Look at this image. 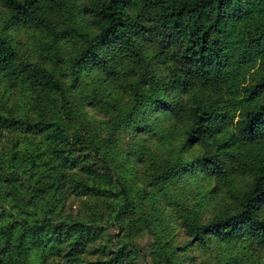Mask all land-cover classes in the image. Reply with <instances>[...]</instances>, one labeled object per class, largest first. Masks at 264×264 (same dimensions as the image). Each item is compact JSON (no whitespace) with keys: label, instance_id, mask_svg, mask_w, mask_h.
<instances>
[{"label":"trees","instance_id":"1","mask_svg":"<svg viewBox=\"0 0 264 264\" xmlns=\"http://www.w3.org/2000/svg\"><path fill=\"white\" fill-rule=\"evenodd\" d=\"M0 2V264H264V0Z\"/></svg>","mask_w":264,"mask_h":264},{"label":"rangeland","instance_id":"2","mask_svg":"<svg viewBox=\"0 0 264 264\" xmlns=\"http://www.w3.org/2000/svg\"><path fill=\"white\" fill-rule=\"evenodd\" d=\"M8 12L6 6H4L0 2V30H4L3 28L6 26L7 22L6 19L8 17ZM15 29V30H14ZM5 33L9 34L13 37L17 48L20 51L21 57L24 58L27 54L26 52L30 51V48H34L39 43L41 39L39 37L38 32H34L32 30H27L24 27L15 28L12 25L5 29ZM35 44V45H34ZM147 240V236H143L141 241L145 243Z\"/></svg>","mask_w":264,"mask_h":264}]
</instances>
